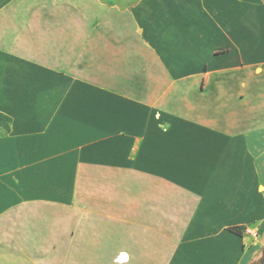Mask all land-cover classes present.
I'll use <instances>...</instances> for the list:
<instances>
[{"label":"crops","instance_id":"1","mask_svg":"<svg viewBox=\"0 0 264 264\" xmlns=\"http://www.w3.org/2000/svg\"><path fill=\"white\" fill-rule=\"evenodd\" d=\"M103 7L102 81L30 43L0 66V264H264V0Z\"/></svg>","mask_w":264,"mask_h":264},{"label":"rangeland","instance_id":"2","mask_svg":"<svg viewBox=\"0 0 264 264\" xmlns=\"http://www.w3.org/2000/svg\"><path fill=\"white\" fill-rule=\"evenodd\" d=\"M49 4L51 5L30 9L20 6L0 8V16L5 17L0 20L1 70L10 64L9 58H13L10 55L15 49H21L26 43H30L31 45L27 47L32 50L47 47L49 63L53 60L62 63L65 69L62 72L64 83L73 80V78L75 80L80 78L86 81H102L105 62L102 37L103 0H59ZM25 11L28 12L27 16H32L30 25L24 23ZM27 26V30L32 35L31 39H17L18 33L23 32ZM54 77L55 75H53ZM48 90L50 92L54 89L49 87ZM68 94L87 96L91 95V89L74 86ZM50 108L51 106L48 105V111ZM66 173L67 169L65 168ZM72 250L70 249V251ZM102 252L104 253H95L94 251L91 254V247L85 243L80 248L74 249L72 262L64 264H135L134 247L129 248L131 257L128 262L120 263L114 258L110 263L91 262L92 255L95 259L100 257L102 261L103 255L112 256L107 249Z\"/></svg>","mask_w":264,"mask_h":264},{"label":"built area","instance_id":"3","mask_svg":"<svg viewBox=\"0 0 264 264\" xmlns=\"http://www.w3.org/2000/svg\"><path fill=\"white\" fill-rule=\"evenodd\" d=\"M244 233H245V234H248V235H254V236L257 235L256 230H254V229L251 228V227H246V228L244 229Z\"/></svg>","mask_w":264,"mask_h":264},{"label":"trees","instance_id":"4","mask_svg":"<svg viewBox=\"0 0 264 264\" xmlns=\"http://www.w3.org/2000/svg\"><path fill=\"white\" fill-rule=\"evenodd\" d=\"M228 229L236 234L241 235V228L238 226H229Z\"/></svg>","mask_w":264,"mask_h":264}]
</instances>
